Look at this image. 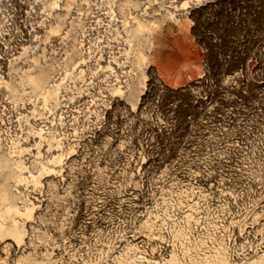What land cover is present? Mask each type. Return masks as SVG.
I'll use <instances>...</instances> for the list:
<instances>
[{
	"label": "bare ground",
	"instance_id": "6f19581e",
	"mask_svg": "<svg viewBox=\"0 0 264 264\" xmlns=\"http://www.w3.org/2000/svg\"><path fill=\"white\" fill-rule=\"evenodd\" d=\"M217 2L18 0L12 49L0 9V264H264V29L235 44L253 49L216 85L224 108L190 89L203 72L171 89L147 60L166 25L143 21L212 16ZM21 42L55 46L44 89ZM182 90L203 116L178 126Z\"/></svg>",
	"mask_w": 264,
	"mask_h": 264
},
{
	"label": "rangeland",
	"instance_id": "374dc122",
	"mask_svg": "<svg viewBox=\"0 0 264 264\" xmlns=\"http://www.w3.org/2000/svg\"><path fill=\"white\" fill-rule=\"evenodd\" d=\"M18 4V0H12L8 1L7 4L0 5V9L9 18L8 23H10L6 27L7 30L5 32L9 34L12 42L16 41L15 43L11 42L9 44L11 49L15 45H18L16 43L24 37L22 29L24 21L19 17ZM212 11L214 12L212 16L210 14L198 16L195 20L189 16H177V21L174 24H171L166 19L168 15L166 11L160 12L161 17L155 21H143V26L149 29L152 25L157 27L160 23L166 25V33L164 32L165 45L163 44L157 48H152L153 51L148 55L147 60L157 78L171 89H178L187 81L195 80L203 72L205 74L204 81L193 83L190 89L194 92H204L207 95H211L213 103L224 108L216 90V85L223 77L237 72L243 62V55L246 52H251L253 49L252 46L244 47L243 52L235 44L239 40L243 42L245 34L249 31L252 32L254 40L261 38L260 32L264 29V2L258 3L252 0H218L214 9L212 8ZM158 43L155 42V45ZM137 44L139 47L138 50L142 53L144 51L142 49L145 45L144 41L140 39ZM20 46L24 48L26 57L39 60L38 62L40 64L34 74V78L37 80V85L41 83L38 87L44 89L52 73L51 67L57 65V60L54 57L55 46L41 50L34 49L28 42H21ZM41 56L47 59L46 65L41 62ZM40 67L41 69H39ZM18 68V66L14 65L13 71H20V68ZM249 70L248 67V75ZM39 80L40 83L38 82ZM12 84H14L13 81ZM249 91L250 88L247 89V93H250ZM229 94L231 93L229 92ZM188 96V90L178 91L177 95L174 96V101H185L183 107H176L175 121L178 126L181 125L182 121H180V118L183 114H185L184 117L189 118L193 122L195 121V123L203 116L200 110L188 105ZM166 99L168 100V98H162V101H167ZM148 101L152 103L153 100L150 97ZM160 102L159 100H155L154 105L162 107L163 102ZM143 115L148 118L151 117L147 111L143 112ZM216 115L218 116L219 112H216ZM217 119V117L211 116L208 120L211 123L223 126L224 121H218ZM199 131V125L193 124L192 129L182 130L178 137L188 138L197 135ZM211 135H213V131ZM174 140L158 146L156 150L157 154L161 156L167 153L170 154V150L175 144ZM262 166L264 168V161L262 162ZM78 223L79 225L81 224L80 218L72 220L73 228L71 231L74 228H78ZM68 234L70 235V233H65V237H68Z\"/></svg>",
	"mask_w": 264,
	"mask_h": 264
}]
</instances>
